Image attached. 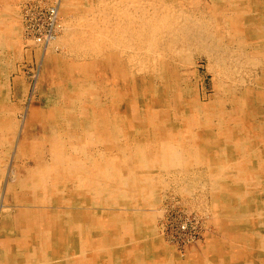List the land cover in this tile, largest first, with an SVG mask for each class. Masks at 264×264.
I'll use <instances>...</instances> for the list:
<instances>
[{
  "label": "bare ground",
  "instance_id": "6f19581e",
  "mask_svg": "<svg viewBox=\"0 0 264 264\" xmlns=\"http://www.w3.org/2000/svg\"><path fill=\"white\" fill-rule=\"evenodd\" d=\"M173 185L230 242H168ZM0 264H264V0H0Z\"/></svg>",
  "mask_w": 264,
  "mask_h": 264
},
{
  "label": "rangeland",
  "instance_id": "374dc122",
  "mask_svg": "<svg viewBox=\"0 0 264 264\" xmlns=\"http://www.w3.org/2000/svg\"><path fill=\"white\" fill-rule=\"evenodd\" d=\"M197 12L202 15L203 19L210 16L206 7H202ZM209 20L211 21V19L207 21ZM49 21H51L50 12L46 10H37L27 22L28 30L32 31L31 36L41 41L43 38L53 34V27ZM215 23L216 22H213V24ZM218 25L221 26L223 31H229L221 20ZM46 31L49 33L44 34ZM23 52L26 58L22 64L18 66V74L14 73L13 78L17 77L22 80L23 92L20 95H23V97L26 95L31 97L34 95L35 78L39 72L42 55L39 50L35 48L24 50ZM58 55L69 57L70 50L61 48ZM197 63L194 81L199 83V91L204 101H207L208 98L212 97L215 93L216 82L214 75L208 72L206 62L198 60ZM182 185L193 184H188L187 182V184ZM199 185V183L196 184L197 188ZM174 186L176 185H173L172 190L167 192L170 194V199L166 200L164 204L165 216L157 224L162 234L165 233L168 242L173 246L175 245L178 251L183 254H185V250L192 245H194V250L205 247L208 237L217 238L216 240L218 242L226 240L230 242V240L223 235V231L221 234L217 232L216 226L213 224L214 218L211 214L212 201L209 196V191H205L201 185L199 190L191 189V193L184 196L182 192L175 190ZM172 202L175 204L170 205ZM208 219L209 223L212 224H208ZM163 227H165V230H163Z\"/></svg>",
  "mask_w": 264,
  "mask_h": 264
}]
</instances>
